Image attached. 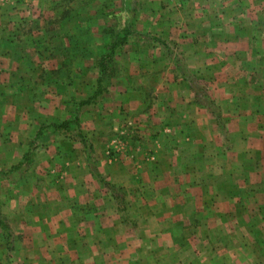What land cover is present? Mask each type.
I'll return each mask as SVG.
<instances>
[{"label": "crops", "instance_id": "0c3cea01", "mask_svg": "<svg viewBox=\"0 0 264 264\" xmlns=\"http://www.w3.org/2000/svg\"><path fill=\"white\" fill-rule=\"evenodd\" d=\"M4 3L6 11L0 9V103L7 102L2 89H10L11 94L14 89L28 98L29 105L33 101L40 108L49 106L50 110L40 109L30 120L31 127L43 128L70 118L78 106V129L87 144L83 156L58 151L62 166L20 169L25 175L21 200L13 201L15 210L8 209L6 214L19 250L25 247L26 256L51 254L48 264H264V86L235 90L229 85L212 87L218 86L214 83L204 94L197 83L190 85V79L208 74L193 75L188 69L182 73L180 67L171 70L167 65L173 44L183 48L180 57L186 62L194 57L202 63V56H208L211 62L228 58L231 63H264V51L259 49L258 54L251 32L263 26L245 23L252 15L251 2ZM96 47L103 50L93 54ZM205 47L210 56L204 54ZM219 48H226V54ZM109 49L113 54L106 59ZM44 51L57 58V65L71 61L76 70L57 68L49 76L48 70L41 69L44 57L39 70L27 68L31 55L43 56ZM237 52H245L247 59H236ZM98 61L115 63L120 69L106 68L102 77L110 81L94 88L85 80L92 79V65ZM128 62H135L136 71L123 69ZM93 77L97 83L98 70ZM42 79L55 85L49 91L55 101L44 96L47 83ZM142 79L149 80L147 87ZM75 80L81 81V87H76ZM146 91L150 98L145 99ZM91 93H96L91 102L76 105L77 97ZM46 127L58 137L49 141L72 145L64 133ZM136 128L144 130L141 136L131 140L123 136L125 130L127 134ZM29 139L36 148L46 140L37 132ZM150 146L157 163L143 159ZM111 151L114 156L109 160L106 152ZM141 171L149 172L145 184L140 182ZM146 188L149 195L140 200ZM64 189L70 195L59 199L47 192L62 195ZM30 190H36L41 200ZM30 239L37 247L28 248ZM41 240H48L50 248ZM59 256H67L69 262Z\"/></svg>", "mask_w": 264, "mask_h": 264}, {"label": "rangeland", "instance_id": "374dc122", "mask_svg": "<svg viewBox=\"0 0 264 264\" xmlns=\"http://www.w3.org/2000/svg\"><path fill=\"white\" fill-rule=\"evenodd\" d=\"M5 1L6 0H0V9L1 10L6 9V7L4 5ZM249 1L251 2L252 6H253V9H252L253 11H252V15L249 19V22H245V23L252 24V27L255 23L256 24L260 23V26L261 25L263 26V27H260L261 29H259V30H255V29L251 30V32L253 34L252 43L255 46L258 44V46L255 47V48H257L256 51L259 52L261 50L263 52L264 51V0H248V3H249ZM1 2H3V3H1ZM5 11L6 10H3V12H5ZM258 13H261V15L259 14V15L255 16ZM12 20L15 21L16 20L15 17H13ZM29 20H31V18L28 19V21ZM237 22H238V24H241V20L238 21V18H237ZM174 33H172V34L175 35ZM169 38L171 41L176 37H173L171 35V37H169ZM241 45H238V46H241ZM235 48L241 49L240 47H235ZM168 49L171 50V52H170L171 53V55H170L171 62H169V64H167L169 69H171V68L178 69V67H180L181 72H182V70H183V72H185L188 69L189 71H191L190 73H192L193 75L196 72H198V73L203 72L205 74H208V76H206L205 78L202 76L200 78H197V80H195L193 77L190 79V85H196V83H197V86L202 89L204 94H207L206 92L209 91V89H211L212 87H219L220 89L221 88L225 89L226 85L231 86V88L233 87L235 90H236V88H243L245 86L246 87H252L254 85H257V86L263 85L264 86V63L257 62L256 64H249V63H244L241 61L237 62V61H235V59H233V62L234 61L235 62L231 63V62H229L228 58L227 59L225 58L226 60L221 61V62H219V61L211 62L210 60H212V57H210V59H209L208 56H202L203 58H205V60L202 63H198V61L195 62L193 60L194 57H189L188 61L186 62L185 59L183 60L180 57V54H182L183 48H179L178 46H175V44H173V46L171 48L169 47ZM204 49H205L204 54L209 55L210 54L209 48L205 47ZM99 50H103V48L102 47L101 48L96 47V50L92 51V53L93 54H99L100 53ZM147 50H148V48L143 47L144 52H147ZM157 50L159 51L158 48H157ZM219 50L222 52V54H226V51H225L226 48H219ZM38 51H40L39 48H38ZM64 52H66V51H64ZM60 53H62V51H60ZM233 53H234V51H233ZM260 53L261 52H259L258 54H260ZM44 54L45 55H43V56H40L41 54L31 55L32 60L27 65V68H29V69L32 68V69H30L31 71H34L37 68L39 70L40 64H43V62H44V65L41 66V69L45 68V70H48L45 72V73H48L47 75L51 74V72H53V71H56L57 68H58L57 71L61 70V71H66V72H68L69 69H72V68H74L76 70L75 66H73L74 64L71 61H69V62L68 61H64V62L62 61V62H60L61 63L60 65H57L55 63V61L57 60L56 57L47 56V52H45V51H44ZM105 54H106V56L110 57V55L113 53H112V50L109 49ZM214 54H215V52H214ZM235 54H239V57H237L236 59H238V58H240V60L241 59H244V60L247 59V55H245V52L244 53L237 52ZM43 57H44L45 61L43 60V62H42L41 58L43 59ZM51 58L53 59V62L50 60ZM106 59H108V57ZM145 65L147 67V64H145ZM51 66H53V67L51 68ZM76 66H79L78 63H76ZM93 66H95V69H92V71H91L92 72L91 73L92 79L85 80L86 85L88 84L89 81H91L90 87L92 86L94 88H98L101 85V83L103 85H105L106 82L110 81L108 78H103L104 76L102 74L100 84L97 85V83H95V78L93 77L95 70H98V67L96 66V62H94V65H92V67ZM106 68H108V70H110V71H115V70L120 69V67L118 68L117 65L115 63H112V62H108L106 64ZM77 69H79V68H77ZM123 69L128 70V71H130V70L136 71L135 62L134 63H131V62L125 63V65L123 66ZM30 70H28V71H30ZM238 72H245L246 75L245 76L237 75ZM186 73H187V71H186ZM213 73L216 74L217 78H215V77L212 78ZM42 80L46 81L45 83H47V88L43 89L44 90V96L50 100L49 102L55 101V97H53V96L51 97V95L49 94V91L56 89L55 85L54 84L52 85L51 81H49L48 79H42ZM129 81H130V79H129ZM133 81H134V83H136L137 79H133ZM28 82L34 83V80H29ZM75 82H76L75 83L76 87H81V85L78 84V82H81L80 80H75ZM141 82H143L141 84H144V86L147 87L149 80L148 79H142ZM214 83L218 86H212ZM229 86H227V87H229ZM2 90H3L2 94H4L3 97L7 102L6 103H0V178H1L0 179V264H33L36 262H37V264H39L40 262H44V261L47 262V264H48V262L52 261V258H53V256L51 254H48V255L33 254L31 256H26L25 251H24L25 247H24V249L19 250V248L17 247V240L14 237V235H15V233L13 231L14 228L10 227L9 221H10L11 217L6 215V214L8 213V209L9 210H15V205L12 204L13 201H15L16 199L21 200V196H20L21 187H20V185L22 183L21 180L22 179L25 180V175H21L23 173H22V171H20V169L29 168V170L33 171V170H35L34 168H38L39 170H42V169L46 170V169L51 168L53 165L54 166H62L60 163L61 161L59 160L60 155L57 154L58 151L59 152L60 151H63V152L73 151V152H77L78 156L85 155L86 152H85L84 148L87 146V144L85 145V143H84L85 134L83 131H82V133H80V135H79V133L78 134L76 133V130L78 129V123H77V126H73L71 124L72 127L68 130L58 129L61 133H64V135H63L64 137L67 136L66 139H69V140L72 139L71 140V143H72L71 146L67 142H64L62 144H60V143L56 144L55 142L49 141L48 138H50V139L51 138H58V137H56L57 134H53V132H51L52 130L50 131V129H47L46 124L44 125V128H43V126L42 127H36L35 125L31 127L30 126V124H31L30 120H35L36 112L39 113L40 109H43V110L49 109L50 110V107L49 106L46 107L45 105L41 108L37 107L35 105L36 103H34V105H33V101H32V105H29L28 98L25 97V99H23V95L16 94V90L13 89L12 94L9 93V91H11L10 89H2ZM91 90H93V89H91ZM253 90L256 92V90L254 88H253ZM262 90L264 92V87ZM4 91H5V93H4ZM146 93H148V91H146ZM92 94L93 93L86 94V95H83L81 97H77L76 105L80 100L85 99V98L91 96ZM0 95H1V93H0ZM31 98H32V100L35 101V99H34L35 95L34 96L31 95ZM147 98H150L149 93L145 94V99H147ZM66 99H67V97L63 98V104L67 103ZM63 106H66V105H63ZM63 108H65V107H63ZM77 109H78V106H76V110ZM73 113H74V111H73ZM77 113L78 112H75V114H77ZM78 116H79V114H78ZM77 122H78V120H77ZM50 128H52V127H50ZM42 130H44V131H42ZM35 132H37L39 135H42L43 140L46 139V140L42 141L40 144H38L39 146L37 148H36L37 144H35L34 141H32V142L29 141L30 140L29 138H31L33 136V134H35ZM126 132L127 131L125 130L123 136L127 140H131L137 134H140L139 136H141L143 134L144 130L143 129L139 130L138 128H136L135 131H133V130H132V132L128 131L127 134H126ZM131 133H132V135H130ZM119 134H122V133H119ZM50 142H52V143L48 144ZM104 148H106V147H104ZM153 148H154L153 146H150L144 152L143 159L145 161H152V162L157 161V160H155V158L153 159V157H154ZM44 149H46V150H44ZM113 151H115V149H113ZM53 153H56V154H53ZM106 153H107V155L110 154V156L108 158H109V160H112L113 156H114L112 154L113 152L111 151V152H106ZM52 154H53V157L50 161L49 156ZM104 154H105V152H104ZM106 161H107V158H106ZM126 165H128V164H126ZM134 168L137 169L139 167L134 166ZM160 168L162 169V168H164V166H160ZM9 169H12V170L10 171ZM7 170H9V171H7ZM8 174H11V176L9 175L10 178H8V176H7ZM148 175H149V172H142L141 171L140 176L143 179H141L142 181L140 180V182H143L144 184L147 183L146 177ZM5 177H6V179H5ZM7 178H8V180H7ZM192 190H194V189H192ZM192 190H191V192L195 196V194H197V192L195 190L194 191H192ZM47 192L51 195L50 198L53 197L55 199H59L60 197H64V196L68 197L70 195V193L67 189H64V193H62L63 196L58 195V193H53L50 190ZM25 193H27V191ZM30 193H32V195H36V198L39 197L41 200L42 196L41 195L38 196L37 195L38 193H36V190H34V192L31 191ZM127 194L130 195V192H128ZM148 195L149 194H148L147 188L143 189L140 200L147 198ZM46 197L48 198V196L45 195L44 198H46ZM4 198H8L7 201H9V202H5V201L2 202L1 200ZM129 198H131V197H129ZM121 203H123V202H121ZM13 215H15V212ZM131 227H133V226H130L129 228H131ZM9 229L11 232L9 231ZM8 237H10V239L8 241H4L5 239H8ZM30 241H31V244H29L28 248L37 247L34 244L35 241H33L31 239H30ZM40 242L42 243V245L44 244V245L48 246V248H50V244H49L48 240H44V241L41 240ZM61 245H63V243H61ZM48 248H41V249L45 250V251H43L44 253H46V252L50 253L51 251H49ZM34 250L37 251L38 249L34 248ZM57 259H62V261L69 262V260H67V256H59V257H57Z\"/></svg>", "mask_w": 264, "mask_h": 264}, {"label": "trees", "instance_id": "16d2710c", "mask_svg": "<svg viewBox=\"0 0 264 264\" xmlns=\"http://www.w3.org/2000/svg\"><path fill=\"white\" fill-rule=\"evenodd\" d=\"M106 57L109 58V56H106ZM106 64H107V62H102V61L96 62V66L98 67L97 85L100 84L101 75H102V72H104L105 69H106ZM97 91H99V90H97ZM95 95H96V93H93L91 96H89V97H87L85 99L80 100L77 104L78 105H82L83 103H89V102H91L95 98ZM75 112H76V110H75ZM77 120H78V118H77L76 114L73 113L71 115V117L68 118V119H62L60 121L48 123L46 125L52 127L53 129L68 130V129H70L72 127V126L69 127V123H71L73 126H77V123H78ZM76 133L77 134L79 133V135H80V130L77 129L76 130Z\"/></svg>", "mask_w": 264, "mask_h": 264}]
</instances>
